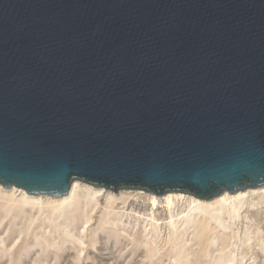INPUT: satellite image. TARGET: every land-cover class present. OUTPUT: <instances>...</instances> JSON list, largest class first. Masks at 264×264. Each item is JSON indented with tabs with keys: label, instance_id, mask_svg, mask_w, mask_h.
I'll return each mask as SVG.
<instances>
[{
	"label": "water",
	"instance_id": "obj_1",
	"mask_svg": "<svg viewBox=\"0 0 264 264\" xmlns=\"http://www.w3.org/2000/svg\"><path fill=\"white\" fill-rule=\"evenodd\" d=\"M212 200L264 186V0H0V185Z\"/></svg>",
	"mask_w": 264,
	"mask_h": 264
},
{
	"label": "rangeland",
	"instance_id": "obj_2",
	"mask_svg": "<svg viewBox=\"0 0 264 264\" xmlns=\"http://www.w3.org/2000/svg\"><path fill=\"white\" fill-rule=\"evenodd\" d=\"M78 193L54 211L0 189V264H264V196L236 218L177 206L173 227L169 213L156 225L127 194Z\"/></svg>",
	"mask_w": 264,
	"mask_h": 264
},
{
	"label": "bare ground",
	"instance_id": "obj_3",
	"mask_svg": "<svg viewBox=\"0 0 264 264\" xmlns=\"http://www.w3.org/2000/svg\"><path fill=\"white\" fill-rule=\"evenodd\" d=\"M82 187L89 189L92 194L99 199L103 197L110 199L108 196L116 197L113 190H107L104 187H97L80 181H74L71 184L69 193L62 197H52L49 195H30L21 188L14 186L10 189H6L0 185V189L6 194L20 192L22 196L21 200L24 202L32 203L36 206H47L54 211L67 210L76 202H78L79 198L81 197L78 193V188ZM116 193L119 195L116 198L119 197L118 199H121L122 194H127L131 200L135 201L134 204L138 205L139 208L142 207L144 211H151L152 220L156 222V225L159 220H165V217H167L166 215L169 213L168 217H170V225L176 227L179 219L174 217L172 210L177 206H181L187 211L195 210L207 215H222L223 213H227L228 217L236 218L240 214L241 210H243L247 205L251 204V200H253L255 197H258L259 199L263 198L264 186L238 191L235 194L224 192L221 196L212 200L200 199L192 194L184 192H168L164 195H156V193L136 189L128 190L126 192L121 191V194H119V191Z\"/></svg>",
	"mask_w": 264,
	"mask_h": 264
}]
</instances>
